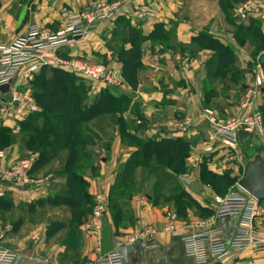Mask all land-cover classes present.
Wrapping results in <instances>:
<instances>
[{
	"label": "crops",
	"instance_id": "crops-1",
	"mask_svg": "<svg viewBox=\"0 0 264 264\" xmlns=\"http://www.w3.org/2000/svg\"><path fill=\"white\" fill-rule=\"evenodd\" d=\"M90 1L0 0V46L12 45L24 36L31 24L57 32L63 27L66 15L86 10ZM248 1L264 2L126 0L125 16L121 15L115 23H103L85 42L73 43L59 50L63 58L84 59L85 56L87 60L94 59L93 62L112 64L117 73L122 74V63L116 53L112 57L109 51L112 46H118V31H124L127 25H131L138 27L144 36L142 71L137 87L125 84V89L114 91L115 102H124V95L128 97L124 108L114 113H100L90 122L93 127H85V133L93 138L86 145V150L92 153L96 167L95 171L84 173L89 184L86 194L89 196V209L85 211L87 206L84 202L79 208H73L59 197L62 194L70 196L67 178L62 172L67 152L37 169L34 176L54 175L53 180L42 188L33 187L28 193H22L12 185L0 182V249L15 254L11 264H99L102 257L115 251L122 253L125 264H197L194 258L185 254L180 239L165 229V214L176 212L181 207V196H173L166 189L167 181L158 189L151 184L150 181L157 178L150 171L152 166H157L153 164L155 160L149 166L137 169L138 190L123 200L121 214L115 218L108 209L100 238L84 230L95 196L103 194L109 206L110 191L118 172L142 145L162 138H187L191 142L187 158L191 172L177 176L172 182H178L190 195L194 208L185 214L178 211L175 231L195 233L200 229L192 223L205 221L207 228L223 233L227 246L231 244L242 228L243 219L238 215L216 217L218 206L215 198L224 195L203 182L201 168L207 164L210 171L223 174L225 169L234 167L233 162L240 161L242 155L243 166L248 160L241 145L237 150L242 155L234 157L229 156L230 149L221 142L216 143L212 152L206 150L205 143L214 134L206 121L207 113L213 112L223 119L241 115L242 102L249 91L254 93L256 109L262 112L264 105V50L256 54V44L246 39V30L241 26H251L250 20H258L260 34L264 36V24L258 17L242 21L234 15L236 7ZM139 8L151 10L153 15L145 20L134 19L132 14ZM116 27L117 30L114 29ZM202 34L212 36L230 51L217 52L201 46L197 39ZM218 67L231 71L220 75ZM54 69L57 68L47 67L46 76H51ZM258 77L262 78L261 85L257 84ZM19 79L20 76L15 83ZM187 117L195 121V127L182 132L177 124ZM25 120L0 119V128H8L17 137L11 146L0 149V167H10L32 154L38 159L39 152L27 148L22 140L21 122ZM252 141L257 147L258 138L252 136ZM159 172L162 180L171 173L168 169ZM261 208L262 214L253 222L256 229L264 228V202H261ZM79 210L81 214L78 216L76 212ZM146 227L152 229L150 238L132 247L123 246L125 234ZM235 263L264 264V248L231 250L222 260L211 258L209 261V264Z\"/></svg>",
	"mask_w": 264,
	"mask_h": 264
},
{
	"label": "built area",
	"instance_id": "built-area-1",
	"mask_svg": "<svg viewBox=\"0 0 264 264\" xmlns=\"http://www.w3.org/2000/svg\"><path fill=\"white\" fill-rule=\"evenodd\" d=\"M125 1L92 0L86 10L66 15L64 25L59 31L51 32L37 24H31L24 36L18 38L12 45L0 46V88L10 85L9 92L1 95L4 100L0 99V119L22 121L39 112L40 108L28 85L45 67L61 68L86 82L89 81L87 83L91 84L90 89L94 94L101 86L125 89V84L119 78L115 67L90 63L80 58H63L59 53L62 47L85 42L103 23H109L122 14ZM152 15L151 10L139 8L133 12L132 17L145 20ZM234 15L242 21L258 17L264 24V2L242 3L236 7ZM18 76L20 79L15 83ZM261 83L262 78L258 77L257 84L261 85ZM242 108L241 115L227 119L219 118L213 112L207 113L206 121L214 133L205 143L208 152L214 150L217 142H221L228 149H238L240 131L256 136L260 149L264 150V116L254 107L252 91L246 94ZM194 127L195 121L189 117L177 124L178 130L182 132ZM36 160V156H31L10 167H0V182L12 185L22 193H28L33 187L46 186L53 180L54 175L34 176L31 171ZM215 203L218 206L216 217L238 215L243 219L242 228L229 246L224 243L223 233L215 228H207L208 223L205 221L197 220L192 223L200 229L195 233L175 231L177 216L169 211L166 213L165 229L171 232L174 238L180 239L188 257L194 258L197 264H209L211 258L222 260L231 250L264 248V228L253 227L255 218L262 214L261 202L243 191L218 196L215 198ZM108 209L106 197L103 194L96 195L92 212L84 224L87 234L101 237ZM151 235L150 227L138 228L125 234L122 244L125 247H132L147 240ZM14 258V253L0 249V264H11ZM99 264H125V262L122 253L115 251L102 257Z\"/></svg>",
	"mask_w": 264,
	"mask_h": 264
},
{
	"label": "trees",
	"instance_id": "trees-1",
	"mask_svg": "<svg viewBox=\"0 0 264 264\" xmlns=\"http://www.w3.org/2000/svg\"><path fill=\"white\" fill-rule=\"evenodd\" d=\"M121 15H124V13L118 15L111 23H115L117 19L119 20ZM258 24H260L259 21L255 19L250 20L251 26L241 24L246 30V39H250L253 44H256V54L260 50H264V36L260 34ZM114 29L117 30L118 28ZM118 32L120 33V38L118 39L119 41L117 40L116 57L123 65L122 74L119 73L118 76L124 84L134 88L137 87L142 71V43L144 36L138 27L131 25H127L124 31ZM197 41L201 43V46L215 49L217 52L230 51L228 47H223L220 42L208 34H202ZM127 45H129L128 48ZM219 67L218 69H220ZM229 71L231 70H219L220 75H227ZM46 73L47 67L43 68L36 79L28 85L40 108L39 112L21 122L22 134L24 135L22 138L23 142L26 143L27 148L39 152L38 159L34 163L31 173L35 175L40 166L58 158L61 153L67 152L68 156L62 172L67 178L66 187L70 196L65 197V194H62L59 197L73 208L82 206L81 202L82 204L84 202V205L87 206L85 208L86 211L90 207L89 196H86L89 184L84 178V173L89 170L95 171L96 168L92 162V153L86 150V145L93 139L89 134L85 133L86 128L100 113L109 114L111 112L114 113L118 109H123L128 97L124 95V100H122L124 102H115L113 95L117 89L101 86L98 89L99 93L93 95V98L89 100L85 96V91L87 90L84 87L85 82L81 79L80 82H77L73 78L77 76L69 74L61 68L52 70L51 76H46ZM233 75H236V71L233 72ZM65 87L71 88V91L73 90L72 94H68ZM90 91L91 89L89 90L91 94ZM83 96L84 98H82ZM73 99L74 101H72ZM262 112L264 114V105ZM16 139V135L11 130L5 127L0 128L1 150L11 146ZM2 141L3 143H1ZM190 145L191 142L187 138L155 139L142 145L138 152L130 158L128 164L124 165L118 172L116 182L111 188L109 209L114 217L117 218V214H121L120 212L124 205L122 203L123 200L129 199L138 190L139 185L136 181V176L139 167H147L152 160H155L157 166H152V173L156 171L159 173V171L166 169L170 170L171 173L168 178L165 177L162 180L158 176L157 181H161L162 184L165 181H170L172 174L182 176L181 174L188 170L187 158L191 151ZM201 176L203 182L211 185L220 195L225 194L231 182H236L239 179L237 175H232L231 173L216 174L205 168H202ZM158 184L154 185L155 189L160 187L159 185L157 188ZM180 198L182 200L183 197ZM181 200L180 206L185 207ZM93 204L90 213L92 212ZM179 211L181 213L185 212L183 210ZM76 213L79 216L81 210Z\"/></svg>",
	"mask_w": 264,
	"mask_h": 264
},
{
	"label": "water",
	"instance_id": "water-1",
	"mask_svg": "<svg viewBox=\"0 0 264 264\" xmlns=\"http://www.w3.org/2000/svg\"><path fill=\"white\" fill-rule=\"evenodd\" d=\"M10 85L0 88L1 95L9 92ZM252 134L246 131H240L238 138L239 144L248 157L244 166L243 174L238 181V186L247 194L264 202V150L258 149L252 141Z\"/></svg>",
	"mask_w": 264,
	"mask_h": 264
},
{
	"label": "rangeland",
	"instance_id": "rangeland-1",
	"mask_svg": "<svg viewBox=\"0 0 264 264\" xmlns=\"http://www.w3.org/2000/svg\"><path fill=\"white\" fill-rule=\"evenodd\" d=\"M113 40H115V39H113ZM118 44V43H117ZM119 44H120V42H119ZM112 49H110L109 51H110V54H111V56L113 57L114 56V54L116 53V51H117V47L116 46H112L111 47ZM83 58L85 59L86 57L85 56H83ZM85 60H87V59H85ZM94 60V59H93ZM93 60H87L88 62H90V63H98L97 62V60H95L94 62H93ZM102 64V63H101ZM106 65V64H105ZM107 65L108 66H111L112 64H108L107 63ZM74 79H76V81L77 82H80L81 80L80 79H78V77H73ZM83 81V80H82ZM86 81V80H85ZM87 82H89V81H87ZM84 83L85 85H84V87H86V91H85V96H87L88 97V99L90 100V99H92L93 98V95H94V93L93 92H91V94L89 93V90H90V88H91V84L90 83ZM66 86V85H65ZM30 87V86H29ZM65 90L68 92V94H72V92H73V90L71 91V88H69V87H65ZM82 98H84V96L82 97ZM72 101H74V99L72 100ZM99 126V125H98ZM2 127V126H1ZM88 127V129H90L91 127H93V125H88L87 126ZM1 143H3V141L1 142ZM233 147H235V146H233ZM257 147H258V149H260V147H259V144L257 143ZM239 149V148H238ZM231 154V155H230ZM236 154H239V156L240 155H242V152H240V150H237V149H230V152H229V156H232V157H234ZM31 156H34L33 154L32 155H29L28 157H31ZM241 158V160L240 161H235V162H233V165H234V167H231L230 169H225L223 172H227V173H231L232 175L234 174V173H237V174H239L238 175V178H240L241 176H242V174H243V170H244V166H243V162H244V157H243V155L240 157ZM157 162L156 161H154V163L153 164H156ZM155 168V167H154ZM203 169L205 168V169H208L207 168V164L206 165H204V167H202ZM202 168H201V171H202ZM191 166H188V170H187V172H185V173H183V174H181V175H186V174H189L190 172H191ZM209 170V169H208ZM151 171V170H150ZM144 173L145 172H147V171H143ZM158 171H156L155 172V174H156V180H151L150 182H151V184H153V186L156 184V183H159L158 185H157V188L159 187V185H162V182L161 181H157V179H158V174L160 173H157ZM212 172V171H211ZM139 176V174H137V177ZM178 175L177 174H172V176L170 177V181H167L168 183V188H166V189H168V190H170V192L172 193V195L173 196H176V195H180L181 197H183L182 198V202H183V204L185 205V207H178L177 208V210H176V212H172V211H169V212H172V213H174L176 216H177V219H178V217H179V215L178 214H180L178 211L179 210H183V211H185V212H187L188 211V209H190V208H194V205H193V201L191 200V198H190V195L187 193V192H185V191H183L184 189H183V187L178 183V182H172L173 180H176V177H177ZM239 180V179H238ZM238 180L236 181V182H231L230 183V185L227 187V189H226V192H225V194L224 195H226V194H229V193H232V192H240V193H242L243 192V190L238 186ZM108 208H109V206H108ZM181 214H185V213H181ZM166 215V214H165ZM184 218H187V217H184Z\"/></svg>",
	"mask_w": 264,
	"mask_h": 264
}]
</instances>
